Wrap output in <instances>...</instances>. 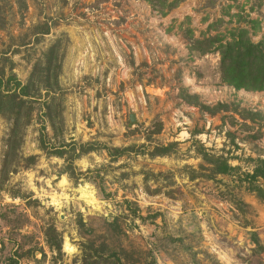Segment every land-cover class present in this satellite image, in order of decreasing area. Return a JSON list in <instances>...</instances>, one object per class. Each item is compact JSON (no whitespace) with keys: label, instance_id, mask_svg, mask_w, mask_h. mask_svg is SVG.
<instances>
[{"label":"rangeland","instance_id":"rangeland-1","mask_svg":"<svg viewBox=\"0 0 264 264\" xmlns=\"http://www.w3.org/2000/svg\"><path fill=\"white\" fill-rule=\"evenodd\" d=\"M160 2L0 0L1 63L34 85L0 114V264H264V0ZM238 42L258 89L223 76Z\"/></svg>","mask_w":264,"mask_h":264},{"label":"trees","instance_id":"trees-1","mask_svg":"<svg viewBox=\"0 0 264 264\" xmlns=\"http://www.w3.org/2000/svg\"><path fill=\"white\" fill-rule=\"evenodd\" d=\"M152 5L155 8L162 10V8H174L175 3H170L169 5L164 2L163 4L156 3V0H150ZM157 4V5H156ZM234 46L235 48H228V53L223 56L222 68L224 78L237 86L251 87L253 89L260 88V85H249L247 83V78L255 77V71L252 69V61L249 60L254 53V47L250 44L245 45L243 42H238L234 45H229L228 47ZM264 57V56H263ZM8 62V59H4ZM0 59V114L6 116L8 115L14 123H19L20 120L24 117L23 109L24 103L27 102L26 98H32L31 95V86L33 85V79L27 85H23L18 81L17 77L12 74L13 64L10 63L9 69L6 68L5 62L1 63ZM9 71L10 76H7ZM245 71H248V75L245 76ZM182 99H184L188 104L194 106H200L202 109H208V107L199 103L197 96L188 94L185 90L181 91ZM173 145L168 147H159L155 148L151 155L153 156H165L171 151ZM108 154L112 160H116L119 157L123 156L126 153H129L130 148L125 149H107ZM205 158L212 162L213 171L215 174H227L230 173L233 168L228 165V163L219 162L215 159L208 157L209 155L204 154ZM264 178V161L262 165L256 167L254 174L252 175L253 179ZM46 238L50 249L57 251L59 254L62 252L63 241L62 238L58 235L54 228H49L46 231ZM83 264H97L92 261L91 256H84Z\"/></svg>","mask_w":264,"mask_h":264},{"label":"water","instance_id":"water-1","mask_svg":"<svg viewBox=\"0 0 264 264\" xmlns=\"http://www.w3.org/2000/svg\"><path fill=\"white\" fill-rule=\"evenodd\" d=\"M131 121L135 122V117L134 116L131 117Z\"/></svg>","mask_w":264,"mask_h":264},{"label":"bare ground","instance_id":"bare-ground-1","mask_svg":"<svg viewBox=\"0 0 264 264\" xmlns=\"http://www.w3.org/2000/svg\"><path fill=\"white\" fill-rule=\"evenodd\" d=\"M67 249H70L68 246H66Z\"/></svg>","mask_w":264,"mask_h":264}]
</instances>
